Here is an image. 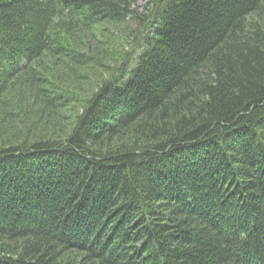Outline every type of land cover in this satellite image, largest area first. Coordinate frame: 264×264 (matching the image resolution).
Returning <instances> with one entry per match:
<instances>
[{
	"label": "trees",
	"instance_id": "trees-1",
	"mask_svg": "<svg viewBox=\"0 0 264 264\" xmlns=\"http://www.w3.org/2000/svg\"><path fill=\"white\" fill-rule=\"evenodd\" d=\"M0 0V264H264V0Z\"/></svg>",
	"mask_w": 264,
	"mask_h": 264
},
{
	"label": "rangeland",
	"instance_id": "rangeland-1",
	"mask_svg": "<svg viewBox=\"0 0 264 264\" xmlns=\"http://www.w3.org/2000/svg\"><path fill=\"white\" fill-rule=\"evenodd\" d=\"M149 0H136L134 7L139 11H145Z\"/></svg>",
	"mask_w": 264,
	"mask_h": 264
}]
</instances>
